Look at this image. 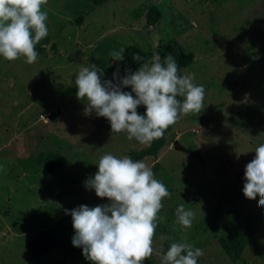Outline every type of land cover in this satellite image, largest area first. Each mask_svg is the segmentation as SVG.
Wrapping results in <instances>:
<instances>
[{
  "label": "rangeland",
  "instance_id": "rangeland-1",
  "mask_svg": "<svg viewBox=\"0 0 264 264\" xmlns=\"http://www.w3.org/2000/svg\"><path fill=\"white\" fill-rule=\"evenodd\" d=\"M151 7L160 18L147 26ZM42 10L54 50L46 46L33 64L0 57V264H73L59 248L33 259L27 242L59 219L73 228L65 210L109 203L85 187L100 157L146 145L112 134L106 118L85 115L76 92H62L76 86L80 67H106L112 51L153 52L169 40L193 54L180 73L194 74L205 96L200 112L181 115L165 133L156 157L141 159L158 164L154 178L170 193L143 264H162L179 242L203 250L197 264H264V206L243 195L245 167L264 144V0H48ZM174 140L202 161L174 151ZM50 154L64 158L56 173L42 164ZM181 204L195 213L188 229L176 223ZM244 234L249 240L233 260L221 242Z\"/></svg>",
  "mask_w": 264,
  "mask_h": 264
},
{
  "label": "clouds",
  "instance_id": "clouds-1",
  "mask_svg": "<svg viewBox=\"0 0 264 264\" xmlns=\"http://www.w3.org/2000/svg\"><path fill=\"white\" fill-rule=\"evenodd\" d=\"M47 3L0 0V57L36 62V45L48 35L47 12L42 10ZM124 52L120 48L109 55L113 61H123ZM132 59L141 61L143 57L135 54ZM178 68L171 54L162 60L158 53L123 77L113 73L112 80L102 79L104 73L96 64L82 66L75 77L76 96L83 101L86 116L94 113L107 119L112 134L127 133L128 140L150 145L181 115L198 113L203 107L204 87L193 83L194 74L178 75ZM128 88L131 91H124ZM140 106L146 108L143 115L137 111ZM96 167L98 171L85 187L109 203L65 210L72 217V245L81 248L91 264H143L153 255L158 213L170 193L142 160L105 154ZM244 180L245 198L259 196L258 206H264V144L255 149V157L246 165ZM194 216L183 204L176 209V223L184 229L192 226ZM159 219L163 222L165 218ZM203 255L202 249L179 242L172 243L161 260L162 264H197Z\"/></svg>",
  "mask_w": 264,
  "mask_h": 264
},
{
  "label": "trees",
  "instance_id": "trees-1",
  "mask_svg": "<svg viewBox=\"0 0 264 264\" xmlns=\"http://www.w3.org/2000/svg\"><path fill=\"white\" fill-rule=\"evenodd\" d=\"M96 1L99 2V0ZM159 18V11L155 7H151L146 12L145 23L147 26H154L158 22ZM81 20L82 17H78L75 20L76 24L79 25L81 23ZM46 46H49L50 50H54V46L51 43L50 37L48 35L36 45L35 50L40 55H46ZM124 49L125 52L123 61L110 60L106 67H101L100 69L102 71H108L111 74L118 72L119 75L123 77L126 71H135L142 63L148 62L149 58L154 53H158L162 60L166 55L171 54L176 59L179 65L178 75H181L180 71L189 66L194 59L193 54L191 52L185 51L176 40H169L166 43L158 44L153 52L142 51L134 45L125 47ZM135 54H138L143 57V60L134 61L132 57ZM75 92H77L76 86L69 87L62 92V95L68 97ZM178 99L182 98L178 97ZM137 111L139 114L143 115L146 112V108L144 106H140ZM170 129L171 127H169L165 131V133L168 132ZM165 133L162 138L153 141L150 145H146V147H144L143 149L139 151H130L127 156H129L134 161L141 160L145 157H156L157 153L165 145ZM187 155L190 158H193L199 162L202 161L200 153L195 150L187 149ZM63 163L64 158L57 154H50L42 159L43 167L50 173H56ZM157 167L158 164L156 162L153 163L151 167L153 173L155 172V169ZM74 234V229L69 226H65L63 224V219H59L50 227L37 232L27 242L26 246L28 253L31 258L36 259L45 255L54 248H59L63 253V258L68 259L71 263L91 264V262L85 259V257L82 255V249L74 247L72 245V237L74 236ZM248 240L249 235L244 234L242 236H235L230 240L222 241L221 246L226 255H228L231 259L235 260L240 256Z\"/></svg>",
  "mask_w": 264,
  "mask_h": 264
},
{
  "label": "water",
  "instance_id": "water-1",
  "mask_svg": "<svg viewBox=\"0 0 264 264\" xmlns=\"http://www.w3.org/2000/svg\"><path fill=\"white\" fill-rule=\"evenodd\" d=\"M172 149L174 151L187 154V149L184 146L180 145L176 140L172 142Z\"/></svg>",
  "mask_w": 264,
  "mask_h": 264
}]
</instances>
